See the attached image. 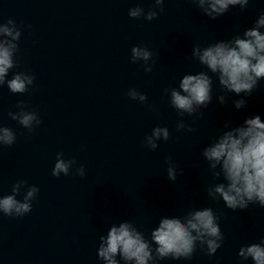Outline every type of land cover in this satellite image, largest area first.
I'll list each match as a JSON object with an SVG mask.
<instances>
[{
  "label": "clouds",
  "instance_id": "obj_1",
  "mask_svg": "<svg viewBox=\"0 0 264 264\" xmlns=\"http://www.w3.org/2000/svg\"><path fill=\"white\" fill-rule=\"evenodd\" d=\"M193 4L210 20H216L239 6L243 11L250 0H191ZM165 0H153V7L147 11L140 6L130 8L128 15L133 19L152 21L164 11ZM264 12H261L254 25L227 40H218L207 46L194 45L191 52L193 60L206 68L195 74H184L178 86L166 88L170 105L181 115H195L199 109L206 108L213 99L214 75L220 88L225 93L251 95L258 82L264 80ZM21 29L9 19L0 23V86L7 85L13 94H24L34 86L35 76L28 72H15L9 79L10 70L16 67L18 41ZM153 54L146 46L131 48V62H144V71L150 73L149 61ZM211 73L212 75H209ZM130 99L144 104L146 94L136 89H129ZM221 104L226 102V95L217 97ZM244 98L234 101V107L246 106ZM19 111L9 112L12 120L22 127L33 131L42 123L35 110H26L23 102ZM202 114V113H201ZM223 131L212 142L203 147L201 155L207 161L208 169L216 182L207 188L208 197L215 201L221 199L232 210L248 209L250 205L264 208V121L259 115L248 117L242 125L231 127L226 124ZM177 131L194 132L196 129L186 125L183 120L176 125ZM170 132L167 127L156 126L144 137V145L150 150L159 147L158 141H167ZM16 141L15 132L0 125V147L12 146ZM77 164L75 158L65 159L63 153H57L52 168V176L72 174ZM75 175L85 176L83 165L75 167ZM167 177L175 182L177 169L168 161ZM39 188L29 185L27 180H17L11 188V194L0 195V213L8 217H23L32 211V202L36 199ZM22 195L23 199H17ZM223 234L218 217L211 207L191 208L182 217L163 216L151 231V238L146 239L134 222L124 220L113 224L106 235L99 237L98 259L103 264H157V261L191 259L199 245L208 256L216 254L222 246ZM155 245V247H153ZM241 260L251 259L252 264H264V239L259 243L241 246L237 253ZM119 257V259L117 258Z\"/></svg>",
  "mask_w": 264,
  "mask_h": 264
}]
</instances>
